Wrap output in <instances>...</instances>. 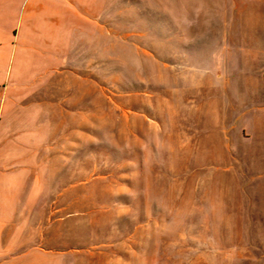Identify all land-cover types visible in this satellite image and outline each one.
<instances>
[{
    "label": "rangeland",
    "instance_id": "374dc122",
    "mask_svg": "<svg viewBox=\"0 0 264 264\" xmlns=\"http://www.w3.org/2000/svg\"><path fill=\"white\" fill-rule=\"evenodd\" d=\"M208 6L130 0L42 88L44 231L84 264H264V0Z\"/></svg>",
    "mask_w": 264,
    "mask_h": 264
},
{
    "label": "crops",
    "instance_id": "0c3cea01",
    "mask_svg": "<svg viewBox=\"0 0 264 264\" xmlns=\"http://www.w3.org/2000/svg\"><path fill=\"white\" fill-rule=\"evenodd\" d=\"M246 1L175 0V19L197 21L211 2ZM129 3L0 0V264H84L82 246L44 231L46 174L36 172L44 163L36 151L53 139L42 88L69 53L93 50L101 21Z\"/></svg>",
    "mask_w": 264,
    "mask_h": 264
}]
</instances>
